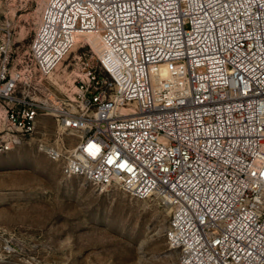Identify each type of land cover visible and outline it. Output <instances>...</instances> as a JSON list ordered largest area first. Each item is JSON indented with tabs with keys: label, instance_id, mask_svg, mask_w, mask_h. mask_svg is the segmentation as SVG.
<instances>
[{
	"label": "built area",
	"instance_id": "2783aa9c",
	"mask_svg": "<svg viewBox=\"0 0 264 264\" xmlns=\"http://www.w3.org/2000/svg\"><path fill=\"white\" fill-rule=\"evenodd\" d=\"M1 50L0 150L52 115L65 174L169 205L177 264H264V0H43Z\"/></svg>",
	"mask_w": 264,
	"mask_h": 264
},
{
	"label": "rangeland",
	"instance_id": "374dc122",
	"mask_svg": "<svg viewBox=\"0 0 264 264\" xmlns=\"http://www.w3.org/2000/svg\"><path fill=\"white\" fill-rule=\"evenodd\" d=\"M42 2L0 0V56L30 40ZM63 134L52 115H40L31 135L0 150V264H177L169 205L65 174L63 155L46 151Z\"/></svg>",
	"mask_w": 264,
	"mask_h": 264
},
{
	"label": "bare ground",
	"instance_id": "6f19581e",
	"mask_svg": "<svg viewBox=\"0 0 264 264\" xmlns=\"http://www.w3.org/2000/svg\"><path fill=\"white\" fill-rule=\"evenodd\" d=\"M92 44H94L93 40L91 41ZM73 50V49H72Z\"/></svg>",
	"mask_w": 264,
	"mask_h": 264
}]
</instances>
